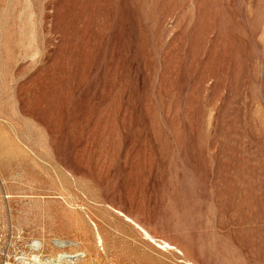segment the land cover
<instances>
[{"label":"rangeland","instance_id":"374dc122","mask_svg":"<svg viewBox=\"0 0 264 264\" xmlns=\"http://www.w3.org/2000/svg\"><path fill=\"white\" fill-rule=\"evenodd\" d=\"M46 262L264 264V0H0V264Z\"/></svg>","mask_w":264,"mask_h":264},{"label":"bare ground","instance_id":"6f19581e","mask_svg":"<svg viewBox=\"0 0 264 264\" xmlns=\"http://www.w3.org/2000/svg\"><path fill=\"white\" fill-rule=\"evenodd\" d=\"M62 187H65V185L67 184L66 181L62 180L61 181ZM62 202H64V205L66 207L69 208L70 210V216H68V220H70L69 222H71L72 224H74L77 227V231H78V235H81L82 232L84 234H86L87 232H89L91 230L92 232V239L94 240V243L97 244L98 246H103L105 240L103 237V233H101L100 230V226L99 224L96 223L93 219H91L89 213H87V211L85 210L84 207L80 206V205H75L74 203H71L70 201L67 200H63ZM87 206V205H86ZM88 207V206H87ZM93 208V207H92ZM66 209V208H65ZM89 209V208H88ZM53 210V209H52ZM94 210V208L92 209ZM99 210V209H98ZM117 210V209H116ZM56 211V209H55ZM114 212V210H113ZM52 213V212H51ZM92 214V212H90ZM116 214H118L119 216H121L122 218H124V220L126 222H128L130 225H132L133 227H135L140 234L142 235V237L144 239H146L148 242L156 245L157 247L163 249V250H171L172 247L169 243L163 241L161 243H157L156 239L143 227H141L137 222H135L132 218H130L129 216H127L126 214L122 213L121 211H115ZM68 215V214H67ZM93 215V214H92ZM91 215V216H92ZM81 217V218H80ZM102 221V220H101ZM65 223L67 225H69V223H67V220L65 221ZM84 234H82L84 236ZM86 237V236H85ZM89 237V236H88ZM82 238V237H81ZM91 239V238H90ZM85 240V239H84ZM83 240V241H84ZM36 244V242H35ZM84 244V243H83ZM88 244V242H87ZM88 246V245H87ZM93 246V245H92ZM95 246V245H94ZM89 247V246H88ZM91 247V246H90ZM102 248V247H101ZM89 249V248H88ZM91 249V248H90ZM91 251V250H90ZM33 257V256H32ZM34 259H36V256L33 257ZM37 260V259H36ZM34 263V261H33ZM52 262H46L44 264H49ZM188 264H193V263H188Z\"/></svg>","mask_w":264,"mask_h":264}]
</instances>
